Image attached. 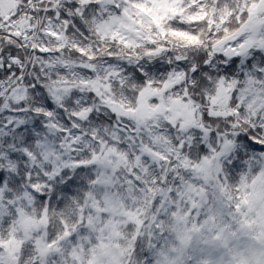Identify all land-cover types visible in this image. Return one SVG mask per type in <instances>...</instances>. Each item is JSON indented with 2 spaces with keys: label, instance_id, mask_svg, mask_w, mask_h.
Masks as SVG:
<instances>
[{
  "label": "snow or ice",
  "instance_id": "1",
  "mask_svg": "<svg viewBox=\"0 0 264 264\" xmlns=\"http://www.w3.org/2000/svg\"><path fill=\"white\" fill-rule=\"evenodd\" d=\"M0 264H264V0H0Z\"/></svg>",
  "mask_w": 264,
  "mask_h": 264
}]
</instances>
